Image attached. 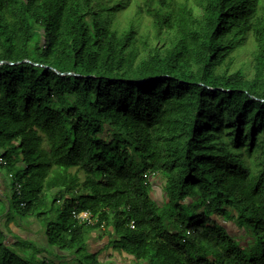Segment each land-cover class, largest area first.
I'll return each instance as SVG.
<instances>
[{"label":"trees","instance_id":"obj_1","mask_svg":"<svg viewBox=\"0 0 264 264\" xmlns=\"http://www.w3.org/2000/svg\"><path fill=\"white\" fill-rule=\"evenodd\" d=\"M0 62V264H264V0H0Z\"/></svg>","mask_w":264,"mask_h":264},{"label":"rangeland","instance_id":"obj_2","mask_svg":"<svg viewBox=\"0 0 264 264\" xmlns=\"http://www.w3.org/2000/svg\"><path fill=\"white\" fill-rule=\"evenodd\" d=\"M131 8V7H130ZM128 9L125 12H123L120 16V20L123 25L127 23V21L133 17L134 10ZM149 27V21L147 19H144L142 27L140 28V32L144 33L148 30ZM248 54L245 55V53H242L239 56L238 64L245 62L246 57ZM1 155V153H0ZM153 198L158 202L162 203L165 197V194L163 192V184H164V178L162 176H159L158 178L153 179ZM13 181L9 177V170L8 167L0 165V193L4 191L7 195L11 194V185ZM31 226H23L22 228H16L12 227L14 232L19 233L23 237H30L34 238L38 241V243L43 246V248L46 247V241L44 240L43 235L39 234L37 232V224L35 222L32 223ZM227 226L230 229L231 234H242V231L236 228L234 225L227 224ZM36 234H38L36 236ZM89 250L94 254H99V261H101L102 264H138L135 261H133L131 258H127L125 255L121 256L118 252H116L110 245H109V239L108 237L101 233V236L99 235V238H95L90 243ZM68 261V260H67Z\"/></svg>","mask_w":264,"mask_h":264},{"label":"built area","instance_id":"obj_3","mask_svg":"<svg viewBox=\"0 0 264 264\" xmlns=\"http://www.w3.org/2000/svg\"><path fill=\"white\" fill-rule=\"evenodd\" d=\"M0 163L2 165H6L5 161H3L2 159H0ZM10 178L12 179V176L10 175ZM145 178H148V176L146 175ZM151 180L152 179H155V177L153 176L152 178H150ZM20 189H21V186L17 185L16 186V190L19 191V194H20ZM73 216L74 218L79 222V223H82V224H87V225H95L97 223V220L94 218V216L88 212V211H85V212H77V211H74L73 212ZM130 227L131 229H135V223L134 222H131L130 224Z\"/></svg>","mask_w":264,"mask_h":264},{"label":"water","instance_id":"obj_4","mask_svg":"<svg viewBox=\"0 0 264 264\" xmlns=\"http://www.w3.org/2000/svg\"><path fill=\"white\" fill-rule=\"evenodd\" d=\"M27 62H28V61H27ZM3 63H4V62H0V65L3 64ZM69 75H71V74H69Z\"/></svg>","mask_w":264,"mask_h":264}]
</instances>
